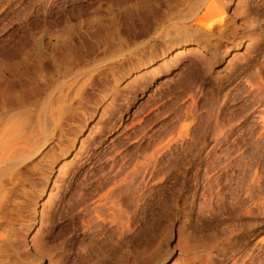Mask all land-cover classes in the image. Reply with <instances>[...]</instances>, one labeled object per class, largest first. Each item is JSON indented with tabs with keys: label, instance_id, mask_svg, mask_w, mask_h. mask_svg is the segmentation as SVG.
<instances>
[{
	"label": "rangeland",
	"instance_id": "374dc122",
	"mask_svg": "<svg viewBox=\"0 0 264 264\" xmlns=\"http://www.w3.org/2000/svg\"><path fill=\"white\" fill-rule=\"evenodd\" d=\"M0 264H264V0H0Z\"/></svg>",
	"mask_w": 264,
	"mask_h": 264
},
{
	"label": "bare ground",
	"instance_id": "6f19581e",
	"mask_svg": "<svg viewBox=\"0 0 264 264\" xmlns=\"http://www.w3.org/2000/svg\"><path fill=\"white\" fill-rule=\"evenodd\" d=\"M179 53H182V51L181 52H179ZM81 149V148H80Z\"/></svg>",
	"mask_w": 264,
	"mask_h": 264
}]
</instances>
